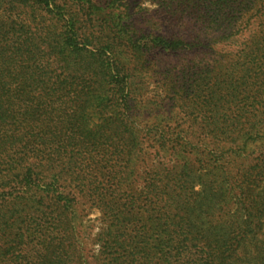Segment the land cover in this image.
<instances>
[{"label": "trees", "instance_id": "obj_1", "mask_svg": "<svg viewBox=\"0 0 264 264\" xmlns=\"http://www.w3.org/2000/svg\"><path fill=\"white\" fill-rule=\"evenodd\" d=\"M85 1L71 11L67 0H0V239L33 230L35 247L45 248L30 264H264V245L243 255L262 229L264 196L250 183H231L227 168L228 154L264 123V0H157L165 17L185 26L170 35L132 18L124 0ZM86 14L100 19L98 29L81 22ZM207 44L208 122L199 125L208 142L162 123L149 131L162 145L216 156L220 180L195 191L186 162L167 168L161 182L145 172L139 187L143 102L121 46L144 64ZM175 178L188 181L184 190L171 186ZM81 200L102 213L94 262L80 236ZM19 251L8 249L9 259ZM2 253L0 245V264Z\"/></svg>", "mask_w": 264, "mask_h": 264}, {"label": "rangeland", "instance_id": "obj_2", "mask_svg": "<svg viewBox=\"0 0 264 264\" xmlns=\"http://www.w3.org/2000/svg\"><path fill=\"white\" fill-rule=\"evenodd\" d=\"M92 1H102L107 5L110 2V0ZM124 1L127 4L125 9L129 15L135 20L143 22L144 26L154 33L170 35L179 34L185 30L184 25L165 17L159 6L149 12L145 9L138 10L140 0ZM67 2V8L71 11L79 9L82 4L88 5L85 0H67ZM85 10L87 11V9ZM82 11L84 12V10ZM82 20L81 22L90 29L95 26L98 29L97 25L101 22L97 16L87 14L82 17ZM220 47L223 46L220 45ZM235 47V44H227L225 50ZM120 50L122 58L128 59L125 62L132 72L137 98L143 102L137 122H139L140 133L144 136L147 155L139 162L140 168L137 175L134 176L136 185L142 187L146 184L145 172L153 171L152 178H157L161 182L163 176H166L167 168L177 165L180 169L186 162H188L190 170L193 171L192 183L195 185V191H200L203 184H208V181L214 178L220 180L221 170L214 168L215 159H218L216 156H212L204 148L184 153L179 146L174 147L171 142L163 141L162 145L154 139L156 130L149 131L151 124L162 123L165 126L178 127V129L185 128L186 136L196 141L201 140L199 145L208 142V131L199 125L202 121L208 122V44L201 49L183 48L173 52H162L152 60L142 57L141 60H146L144 64L135 60L127 47L121 46ZM198 80L199 82H197ZM237 114L238 112L235 110L230 116L233 118ZM99 121L98 115H95L91 119V125L94 126ZM260 126L262 131L258 136L248 139L245 147L239 149L237 153L228 154L230 162L227 168L233 178L231 183H250V185H255L258 188L257 192L264 196V123ZM157 172L162 176L160 177L159 174L156 176ZM252 180L253 182H248ZM165 182L168 181L165 180ZM186 182L188 181L185 179L175 178L174 181H171V186L179 192L185 189ZM187 196L191 197L189 193L183 194V197ZM232 208L235 210L236 206ZM78 209L80 236L85 246L86 255L93 261L92 257L98 249L95 238L102 227V213L91 203H86L85 200H81ZM175 212L184 216L183 208ZM262 220V229L256 237L247 242L243 255L246 256L263 247L264 215ZM22 232H24V234L22 233L23 237L20 234L16 236L15 230L9 231L4 236L2 234L3 237L0 239L3 252L2 264H15L16 262L30 264L35 262L36 251L39 250L40 253L44 250L45 243L35 247L37 239L33 236V230H27L24 226ZM45 238V236L41 237V241ZM15 246L22 252L19 251L21 257L13 262L9 259L12 251L8 252V249Z\"/></svg>", "mask_w": 264, "mask_h": 264}, {"label": "clouds", "instance_id": "obj_3", "mask_svg": "<svg viewBox=\"0 0 264 264\" xmlns=\"http://www.w3.org/2000/svg\"><path fill=\"white\" fill-rule=\"evenodd\" d=\"M159 6L157 0H140L138 4L139 9H145L151 12L152 10L156 9Z\"/></svg>", "mask_w": 264, "mask_h": 264}]
</instances>
